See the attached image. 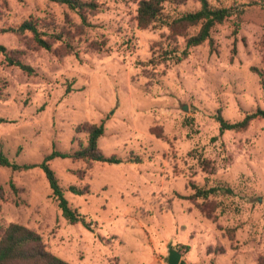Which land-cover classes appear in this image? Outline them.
<instances>
[{
    "label": "rangeland",
    "instance_id": "374dc122",
    "mask_svg": "<svg viewBox=\"0 0 264 264\" xmlns=\"http://www.w3.org/2000/svg\"><path fill=\"white\" fill-rule=\"evenodd\" d=\"M93 1L91 25L77 29L79 18L65 5L0 0V44L22 51L34 69L7 65L0 52V146L19 165L39 164L54 149L71 153L85 145L86 127L103 122L97 145L121 161L49 160L80 215L74 224L38 165H0V225L35 229L71 264H169V248L181 253L179 263L264 264V120L219 132L216 117L220 111L234 122L264 109L252 69L262 65L260 2L209 0L231 11L211 29V43L183 56L178 36L176 55L163 60L169 29L139 27V0ZM173 8L166 12L175 14ZM198 8L185 0L175 12ZM30 17L70 27L77 55L33 48L29 34L11 30ZM73 185L84 192L72 193ZM192 185L230 192L184 198Z\"/></svg>",
    "mask_w": 264,
    "mask_h": 264
},
{
    "label": "trees",
    "instance_id": "16d2710c",
    "mask_svg": "<svg viewBox=\"0 0 264 264\" xmlns=\"http://www.w3.org/2000/svg\"><path fill=\"white\" fill-rule=\"evenodd\" d=\"M60 5H65L73 11L79 18L76 24L77 29H84L90 26L89 17L93 16L98 5L93 0H48ZM185 0H139L136 9V21L139 27L145 28L150 25L158 24L166 26L169 33L166 36L167 48L163 49L159 58L167 59L176 55L177 49L172 43L176 42V38L181 36L184 38V49L181 51L183 56L187 55L188 48L197 46L205 41L211 43V29L215 24L221 23L231 13L229 8L222 6H213L209 0H195L199 3V8L192 11L177 13L176 8L183 4ZM262 9V27L263 36L261 40L262 46V65L261 68H252L259 76L261 86L264 90V0H258ZM167 6H174L175 14H169ZM198 26V30L189 34L188 28ZM15 33L24 35L29 34V44L33 48H43L52 51L57 55L75 54V46L73 44L76 34L70 27L53 26L50 22L37 17H30L22 21L18 26L11 28ZM0 52L4 55L7 65L16 66L22 71L31 74L34 69L26 64L22 58V51L17 49L7 50L5 46L0 44ZM153 61V59H152ZM219 122V132L224 130H243L247 128L249 123L261 118L264 120V109L256 108L254 111L247 112L244 117L238 121L229 122L225 120L220 111L217 113ZM87 141L85 145L80 146L71 153H65L58 150L46 155L39 164L19 165L10 160L2 151L0 146V165L9 167L12 170L23 168H31L38 165L44 172L48 181L52 195L58 202L62 216L69 223H76L81 218L77 209L72 208L63 196V189L60 186L54 171L49 166V160L54 157H70L72 159L99 161L108 163H118L121 161L116 155H105L98 147V138L103 134V122L99 124H91L86 127ZM204 164H206L204 162ZM11 186L13 184L11 183ZM194 192L187 199H206L209 195L218 192H230L227 187L214 186L202 188L192 185ZM72 193L79 194L84 191L76 186H69ZM3 194V188L0 185V196ZM86 227L90 224L84 222ZM178 247L188 248L187 245H179ZM0 264H71L61 257L55 255L46 248L42 236L35 229L27 227L17 222H9L5 226L0 225ZM179 264H186L181 261Z\"/></svg>",
    "mask_w": 264,
    "mask_h": 264
},
{
    "label": "water",
    "instance_id": "95a60500",
    "mask_svg": "<svg viewBox=\"0 0 264 264\" xmlns=\"http://www.w3.org/2000/svg\"><path fill=\"white\" fill-rule=\"evenodd\" d=\"M181 253L175 248H169L167 261L169 264H179Z\"/></svg>",
    "mask_w": 264,
    "mask_h": 264
}]
</instances>
